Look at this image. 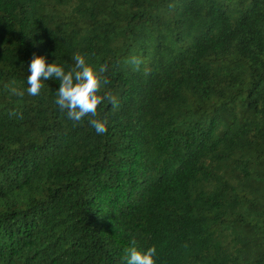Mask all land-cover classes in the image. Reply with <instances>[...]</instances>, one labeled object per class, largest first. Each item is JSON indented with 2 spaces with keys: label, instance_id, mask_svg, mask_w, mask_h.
I'll use <instances>...</instances> for the list:
<instances>
[{
  "label": "trees",
  "instance_id": "16d2710c",
  "mask_svg": "<svg viewBox=\"0 0 264 264\" xmlns=\"http://www.w3.org/2000/svg\"><path fill=\"white\" fill-rule=\"evenodd\" d=\"M77 54L117 100L80 123L57 79L27 92L34 55L67 72ZM153 246L264 264V0H0V264Z\"/></svg>",
  "mask_w": 264,
  "mask_h": 264
},
{
  "label": "clouds",
  "instance_id": "9594fccd",
  "mask_svg": "<svg viewBox=\"0 0 264 264\" xmlns=\"http://www.w3.org/2000/svg\"><path fill=\"white\" fill-rule=\"evenodd\" d=\"M73 59L74 66L66 72L63 67L56 63H46L45 57L34 55L28 69L30 75L27 76L29 85L27 92L30 96H38L44 86L42 82L53 78L57 79L60 82V87L56 92L55 103L61 111H66L68 119L74 123H80L87 116L95 117L97 108L103 101L107 100L109 104L115 107L117 100L110 92L98 95L102 84L108 83V80L103 78L107 72L106 65H101L97 72L86 62L84 56L77 54ZM141 62L136 57H132L130 61L136 65L137 69ZM11 92L18 96L23 95V92L17 91L16 88H12ZM88 123L98 135L107 132L106 121L90 119ZM133 243L135 242L133 241ZM155 254V246L143 253L132 247L127 250L126 264H155Z\"/></svg>",
  "mask_w": 264,
  "mask_h": 264
}]
</instances>
